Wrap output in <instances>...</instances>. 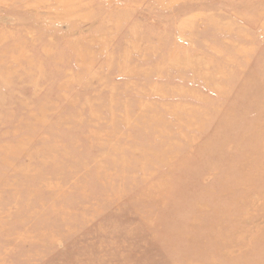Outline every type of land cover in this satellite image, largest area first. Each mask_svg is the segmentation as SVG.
<instances>
[{
  "label": "rangeland",
  "instance_id": "1",
  "mask_svg": "<svg viewBox=\"0 0 264 264\" xmlns=\"http://www.w3.org/2000/svg\"><path fill=\"white\" fill-rule=\"evenodd\" d=\"M0 264H264V0H0Z\"/></svg>",
  "mask_w": 264,
  "mask_h": 264
}]
</instances>
